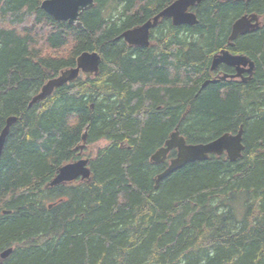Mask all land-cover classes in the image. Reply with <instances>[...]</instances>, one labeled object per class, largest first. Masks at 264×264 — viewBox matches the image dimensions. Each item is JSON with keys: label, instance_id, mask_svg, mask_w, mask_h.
Wrapping results in <instances>:
<instances>
[{"label": "trees", "instance_id": "trees-1", "mask_svg": "<svg viewBox=\"0 0 264 264\" xmlns=\"http://www.w3.org/2000/svg\"><path fill=\"white\" fill-rule=\"evenodd\" d=\"M172 1L94 0L78 27L42 0H0V131L16 117L0 157V253L12 249L0 264H264V0H204L196 24L163 18L146 47L116 39ZM251 12L261 27L226 45ZM221 49L253 58L255 72L202 87ZM83 51L99 53L96 74L29 107ZM240 125L236 160L209 154L156 184L176 150L150 156L174 127L199 143ZM85 128V144L105 142L87 157L91 179L46 187L81 156Z\"/></svg>", "mask_w": 264, "mask_h": 264}, {"label": "water", "instance_id": "water-1", "mask_svg": "<svg viewBox=\"0 0 264 264\" xmlns=\"http://www.w3.org/2000/svg\"><path fill=\"white\" fill-rule=\"evenodd\" d=\"M201 1L202 0H174L162 10L158 11L151 19L141 25L125 30L120 36H117L116 39L121 37L131 46L146 47L149 45V29L155 26L160 18H170L175 26L196 23L195 14L193 11L189 10V8ZM93 5L94 0H43L41 2V8L54 20L66 21L78 27L81 26V22L78 20L80 13L91 8ZM259 17L260 16L256 13H250L243 14L237 18L232 25L230 40L235 39L237 35H242L257 29L259 26ZM254 21L255 23H253ZM231 45H233V43H231ZM99 62L100 55L98 52H81L76 57V67L61 70L59 74L48 79L41 86L39 92L31 98L28 106L30 107L32 104L43 100L46 96L50 95L54 89L75 79L80 70L83 73L96 74ZM222 63L234 67L235 73L223 74L219 76L221 80L228 77H243L242 74L244 72L251 74L254 69L253 61L247 56L243 54H232L227 49L220 50L213 55L209 69L213 71ZM209 81L212 83L216 82L217 78L206 80L204 83H208ZM15 120V116L8 117L6 125L0 132V157L9 128ZM85 138L86 131L82 135V144L79 146L80 150L84 147ZM172 149H176V154L170 159L168 166L156 175V184L187 162L207 159L209 154L221 155L225 153L227 159L232 161L236 160L241 156V152L244 149L242 142V127H240L235 134L226 132L213 140L198 144H187L185 138L179 133L178 128L175 127L169 137L164 141V145L159 147L151 155L150 160L154 163H160ZM88 162V158H79L59 166L54 177L49 181L46 187L71 182L78 177L81 180L89 181L91 179V172ZM11 251V248L2 251L0 257L2 259L7 257Z\"/></svg>", "mask_w": 264, "mask_h": 264}, {"label": "bare ground", "instance_id": "bare-ground-1", "mask_svg": "<svg viewBox=\"0 0 264 264\" xmlns=\"http://www.w3.org/2000/svg\"><path fill=\"white\" fill-rule=\"evenodd\" d=\"M42 1H43V0H42ZM202 1H204V0H202ZM202 1H201V2H202ZM201 2H199V3H201ZM196 4H198V3H196ZM194 5H195V4H194ZM194 5H192L191 8H192ZM40 8H41V4H40ZM41 9H42V8H41ZM46 13H47V12H46ZM81 13H82V12H81ZM81 13H80V14H81ZM193 13H194V12H193ZM47 14H48V13H47ZM194 14H195V13H194ZM256 14H257V13H256ZM154 15H155V14H154ZM195 17H196V23H197V22H198V19H197L196 14H195ZM149 19H151V18H149ZM149 19H147V20H149ZM161 19H163V18H160V19L158 20L157 24L149 29V35H148V36H149V45L152 44V42H151L152 40L150 39V31L153 30V29L158 25V23H159V21H161ZM147 20H146V21H147ZM146 21H145V22H146ZM145 22H143V23H145ZM143 23H141V24H143ZM196 23H194V24H196ZM253 23H255V21H254ZM141 24H138V25H141ZM194 24H186V25L191 26V25H194ZM138 25H136V26H138ZM173 26H175V25H173ZM180 26H182V25H180ZM128 29H130V28H128ZM231 29H232V28H231ZM125 30H127V29H125ZM125 30H124V31H125ZM124 31H122V32H124ZM122 32L120 33V35L122 34ZM120 35H119V36H120ZM230 35H231V33H230ZM237 36H238V35H237ZM120 38H121V37H120ZM229 40H230V36H229ZM233 40H234V39H233ZM173 41H174V40H173ZM230 41H232V40H230ZM128 45H129V44H128ZM149 45H148V46H149ZM130 46H131V45H130ZM175 46H176V45H175ZM177 46H178V45H177ZM55 56H56V55H55ZM74 67H76V60H75V65H74V66H71V67H68V69H69V68H74ZM65 69H67V68H65ZM62 70H64V69H62ZM58 74H59V73H58ZM80 74H87V73H83V72H81V70H80L79 73H78V76H79ZM91 74H93V73H91ZM249 74H250V73H249ZM78 76H77V77H78ZM77 77H76V78H77ZM76 78H75V79H76ZM247 78H249V77H247ZM73 80H74V79H73ZM70 81H72V80H70ZM70 81H69V82H70ZM67 83H68V82H67ZM65 84H66V83H65ZM63 85H64V84H63ZM32 97H33V96H32ZM9 117H10V116H9ZM6 120H7V119H6ZM13 123H14V122H13ZM13 123H12V124H13ZM12 124H11V125H12ZM5 125H6V122H5ZM5 125H4V126H5ZM4 126H3V128H4ZM240 127H242V134H243V126L240 125L239 128H240ZM3 128H2V129H3ZM2 129H1V130H2ZM9 130H10V128H9ZM238 130H239V129H238ZM238 130H237V131H238ZM85 131H86V128H85ZM0 132H1V131H0ZM8 133H9V132H8ZM225 133H226V132H225ZM228 133H231V132H228ZM236 133H237V132H236ZM223 134H224V133H223ZM231 134H235V133H231ZM7 135H8V134H7ZM221 135H222V134H221ZM221 135H219V136H221ZM219 136H217V137H219ZM217 137H216V138H217ZM214 139H215V138H214ZM211 140H213V139H211ZM209 141H210V140H209ZM185 142H186V140H185ZM186 143H187V142H186ZM199 143H201V142H199ZM187 144H198V143H187ZM162 146H163V145H162ZM160 147H161V146H160ZM157 149H158V148H157ZM157 149H156V150H157ZM156 150H155V151H156ZM175 150H176V149H175ZM155 151H154V152H155ZM170 151H171V150H170ZM154 152H153V153H154ZM153 153H152V154H153ZM168 153H169V152H168ZM168 153H167V155H168ZM152 154H151V155H152ZM175 154H176V153H175ZM167 155H166V158H167ZM150 157H151V156H150ZM166 158H165V159H166ZM171 158H172V157H171ZM171 158H170V159H171ZM165 159H164V160H165ZM170 159L168 160L167 166H168V164H169V162H170ZM164 160H163V161H164ZM204 160H205V159H204ZM195 161H196V160H195Z\"/></svg>", "mask_w": 264, "mask_h": 264}, {"label": "flooded vegetation", "instance_id": "flooded-vegetation-1", "mask_svg": "<svg viewBox=\"0 0 264 264\" xmlns=\"http://www.w3.org/2000/svg\"><path fill=\"white\" fill-rule=\"evenodd\" d=\"M40 4H41V3H40ZM198 4H200V3H198ZM198 4H195L194 6H197ZM194 6H193V7H194ZM193 7H192V8H193ZM192 10H193V9H192ZM193 12L196 14L195 10H193ZM253 13H256V12H253ZM242 15H243V14H242ZM242 15H240V16H242ZM257 15L260 16V17H259V20L262 19V17H261L262 15H261V14H258V13H257ZM240 16H239V17H240ZM239 17H237V18H239ZM237 18H236V19H237ZM236 19H235V20H236ZM235 20L233 21V23L235 22ZM159 22H160V21H159ZM233 23L231 24V27H230V33H231V28H232ZM158 24H159V23H158ZM262 24H263V22H262L260 25H262ZM260 25H259V26H260ZM259 26H258V27H259ZM258 29H259V28L255 29V30H253V31H256V30H258ZM253 31H252V32H253ZM230 33H229V35H228V37H227V43H226V45H228V46L231 45V43H233L234 40L237 38V37H236L234 40L230 41V40H229ZM119 35H120V34H119ZM119 35H118V36H119ZM221 50H222V49H221ZM219 51H220V50H219ZM238 54H243V53H238ZM213 55H214V54H213ZM243 55L247 56L249 59L254 60L253 58H251L250 56H248V55H246V54H243ZM212 57H213V56H212ZM211 60H212V58H211ZM210 63H211V61H210ZM254 72H255V63H254V69H253V72H252L251 74H249V73H247V72H244V73L242 74L243 77H241L240 82H247L248 80H250V79L252 78ZM213 75H214V73H213ZM247 77H249V78H247ZM211 79H212V77L207 78L206 80H211ZM206 80H205V81H206ZM205 81H204V82H205ZM208 83H212V82L209 81ZM208 83H204V84H202V87H203L204 85H207Z\"/></svg>", "mask_w": 264, "mask_h": 264}, {"label": "rangeland", "instance_id": "rangeland-1", "mask_svg": "<svg viewBox=\"0 0 264 264\" xmlns=\"http://www.w3.org/2000/svg\"><path fill=\"white\" fill-rule=\"evenodd\" d=\"M104 144H105L104 140H100L93 144H86L84 149L79 155L84 157H92L96 153L97 149Z\"/></svg>", "mask_w": 264, "mask_h": 264}]
</instances>
